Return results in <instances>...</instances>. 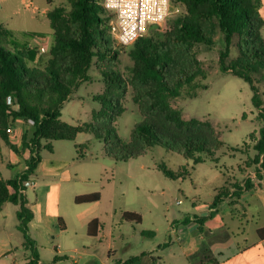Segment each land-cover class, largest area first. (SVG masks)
Here are the masks:
<instances>
[{
  "label": "trees",
  "instance_id": "trees-1",
  "mask_svg": "<svg viewBox=\"0 0 264 264\" xmlns=\"http://www.w3.org/2000/svg\"><path fill=\"white\" fill-rule=\"evenodd\" d=\"M57 1L63 4L48 12L55 41L43 69L28 65L36 54L33 48L14 53L0 45V140L19 156L25 151L29 153L26 168L15 178L0 176V211L6 203L19 207L18 229L23 235L22 246L29 252L27 264H39L41 258L29 232L33 212L25 192L42 162V152H53L54 142L73 141L80 133H92L103 141L106 155L116 161L143 157L156 146L192 159L194 164L204 163L205 157L219 161L215 155L224 143L212 123L197 118L185 120L181 111L172 106L185 87L192 89L193 96L197 95V81L206 78L197 46H213L217 32L225 42L219 55L222 74L243 79L253 92L252 102L261 127L258 133L249 136L256 154L244 163L246 168L257 167L256 177L262 180L264 99L254 78L255 74L264 72L261 0H176L185 12L174 20L164 37L145 35L134 43L129 52L134 65L129 68L126 80L112 68L118 55L110 47V26L115 14L105 8L104 0H46L48 5ZM10 38L11 34L0 25V44L10 43ZM234 48L236 55L232 56ZM95 59L98 64L106 65L102 72L106 90L95 97L102 103V109L94 112L91 121L71 125L61 119V110L90 81L89 71ZM128 86L133 90V100L144 122L136 125L130 140L125 142L115 132L114 123L125 111L122 99ZM19 118L34 121L23 135L21 151L7 133L8 127H14ZM160 168L170 179L178 176L165 166ZM254 187L250 177L241 182L229 179L218 189L211 207L216 209L224 200L239 197ZM100 200L99 193H90L77 196L75 203L93 204ZM213 216L214 212L208 217L196 216L195 220L202 226ZM123 218L136 224L142 221L141 215L135 212H126ZM101 227L98 219L92 220L88 234L96 236ZM257 235L264 242V227L257 230ZM138 260L133 257L118 264H136Z\"/></svg>",
  "mask_w": 264,
  "mask_h": 264
},
{
  "label": "rangeland",
  "instance_id": "rangeland-1",
  "mask_svg": "<svg viewBox=\"0 0 264 264\" xmlns=\"http://www.w3.org/2000/svg\"><path fill=\"white\" fill-rule=\"evenodd\" d=\"M62 4L57 1L48 5L46 0H0V25L11 34V42L4 41L0 45L14 53L25 48H33L36 54L33 55V63L29 61L28 65L43 69L50 58L55 41L48 12ZM171 4L170 15L160 26H150L147 36L164 37L174 20L185 12L184 6L176 0H171ZM261 7L262 0L259 12ZM262 33L264 35V28ZM133 45L120 46L111 35L110 47L118 53L117 61L112 68L125 80L129 78V68L134 65L129 55ZM42 47L45 48V53H41ZM224 47V37L220 32H217L213 46H197L198 58L203 63L206 78H199L197 81L196 96H193L192 89L185 87L181 96L172 102V106L181 111L185 120L197 118L212 123L224 143V147L215 155L219 159L218 162L205 157L204 163L194 164L192 159L172 153L161 146L152 148L143 157L127 162L116 161L106 155L102 140L96 139L92 133H80L73 141L54 142L53 152L48 150L42 152V163L33 176L32 183L58 179L57 171L53 170L52 165L70 168L73 179L78 181V184L75 188L64 184L65 190L60 201L61 210L64 212L76 206L71 197L74 192L99 193L101 200L96 212L101 217L100 230L102 235L111 238L112 235L116 236L119 233V223L126 212L140 214L144 218L142 230L150 231L153 230L152 224L162 225L166 216L173 217L190 208L191 202L195 199L201 203L209 202L216 189L226 180L243 181L248 177L246 175L248 169L244 162L256 154L254 143L250 141L249 136L254 132L258 133L261 123L258 120V111L253 106L250 84L232 74H222L220 70L219 55ZM235 55L234 48L232 56ZM105 70L106 65L98 64L95 59L89 71L90 81L83 84L61 110L63 121L78 126L91 121L94 112L102 109V103L95 100V97L102 95L106 90L102 73ZM254 78L264 99V72L255 74ZM203 86L207 88L201 89ZM122 105L125 111L115 121L114 128L117 135L128 142L136 125L144 122V117L133 100V90L129 86L122 99ZM232 148L240 150L233 152ZM245 149L249 152L246 153ZM18 160L16 154L0 140V172L3 176L15 177L24 170V162L19 165ZM8 162L14 167L5 168ZM160 166H165L177 174L176 179L168 178ZM239 167H242L241 170ZM251 168L256 173L257 167ZM262 196L264 200V173ZM33 197L30 193L29 198ZM180 199L182 204L178 203ZM18 209V206L8 203L2 212L6 218L2 217L0 220V242L6 239L7 231L17 235L12 239L14 252L6 259L8 264H27L29 258V252L25 251L21 244L23 235L17 227ZM255 224L264 225V217L256 218L252 226L248 227L246 238L250 241L256 237ZM74 226L78 227V222L75 225L71 224V227ZM133 228L124 223L121 229L124 233H133ZM80 233H83V230H80ZM35 234L36 231L32 229V235ZM37 238L43 264H85L83 256L64 253L68 237L62 241L57 237L52 239L49 235ZM114 240L118 241L117 238ZM59 245L60 249L57 248ZM108 249L107 239H101V242L89 247L87 250L96 254L98 258L95 262L86 264L106 263Z\"/></svg>",
  "mask_w": 264,
  "mask_h": 264
},
{
  "label": "crops",
  "instance_id": "crops-1",
  "mask_svg": "<svg viewBox=\"0 0 264 264\" xmlns=\"http://www.w3.org/2000/svg\"><path fill=\"white\" fill-rule=\"evenodd\" d=\"M263 12L264 0H262L260 9L264 19ZM13 128L14 135L10 136V140L21 151L23 135L30 125L19 118L15 121ZM16 156L19 159V165L22 161L24 162L25 169L26 160L29 157L28 151L22 152L20 156L16 154ZM52 166L53 170L57 171L58 179L31 183L25 192L28 206L33 212L29 232L38 247V236L49 235L52 239L57 237L61 241L68 237V245L63 250L64 253L83 256L85 264L91 261L95 262L98 258L96 254L90 253L87 249L95 243L101 242V239H107L109 243L107 262L103 264H118L133 257L139 258L136 264H264V242L257 235V230L264 225L255 224L256 237L251 241L246 238L247 229L252 226L254 220L264 217V200L262 199L264 170L262 171V180L259 181L252 168L247 167L246 175L254 181L255 187L239 197L234 196L224 200L216 209H213L211 204L218 189L225 183L216 189L209 202L201 203L195 199L191 202L190 208L179 212L176 216H166L162 225L152 224L153 230L150 231L142 230L144 224L142 216L141 223L136 224L124 220L121 215L119 233L109 238L105 234L102 235L101 230L96 236L88 234V224L92 220L98 219L101 222V217L96 212L100 201L93 204L75 203L74 208L64 212L61 210L60 201L65 190L64 184L75 188L78 181L73 179L70 168ZM13 167L14 165L8 162L5 168ZM0 176L4 179L16 177H5L1 172ZM75 176L77 177V175ZM30 193L34 196L33 199L29 198ZM83 194L85 193L74 192L71 197L75 201L77 196ZM179 202H182V199ZM7 204L0 211V220L2 217L6 218L2 212ZM213 212L214 216L206 220L204 225L200 226L196 222V216L208 217ZM76 222H78V227H71V224L75 225ZM124 223L134 227L133 233L123 232L121 228L124 227ZM32 229L36 231L35 236L32 235ZM80 230H83V233H80ZM143 232L146 233L143 234ZM14 236L17 235L7 231L6 239L0 242V264H8L7 257L13 255L12 239ZM115 238L118 241L114 240ZM21 244L23 245V240ZM57 248L60 249V245ZM39 264H43L41 260Z\"/></svg>",
  "mask_w": 264,
  "mask_h": 264
},
{
  "label": "built area",
  "instance_id": "built-area-1",
  "mask_svg": "<svg viewBox=\"0 0 264 264\" xmlns=\"http://www.w3.org/2000/svg\"><path fill=\"white\" fill-rule=\"evenodd\" d=\"M104 6L115 14L111 35L126 47L144 37L150 26H160L170 15L172 4L171 0H104ZM40 51L46 52L43 47ZM28 124L33 125L34 121L29 120ZM7 133L14 135V128L8 127Z\"/></svg>",
  "mask_w": 264,
  "mask_h": 264
},
{
  "label": "water",
  "instance_id": "water-1",
  "mask_svg": "<svg viewBox=\"0 0 264 264\" xmlns=\"http://www.w3.org/2000/svg\"><path fill=\"white\" fill-rule=\"evenodd\" d=\"M31 185V183H27V186H30Z\"/></svg>",
  "mask_w": 264,
  "mask_h": 264
}]
</instances>
